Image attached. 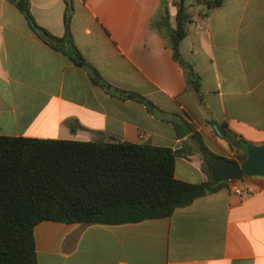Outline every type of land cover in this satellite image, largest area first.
Wrapping results in <instances>:
<instances>
[{"label":"crops","instance_id":"1","mask_svg":"<svg viewBox=\"0 0 264 264\" xmlns=\"http://www.w3.org/2000/svg\"><path fill=\"white\" fill-rule=\"evenodd\" d=\"M163 1L73 0L72 32L85 59L113 87L142 95L156 108L96 84L89 71L53 49L10 0H0V135L150 144L179 150L175 176L205 182L209 153L235 158L215 126L226 124L253 146L264 144V0H225L208 8L185 0L192 23L181 42L201 78L202 100L161 32ZM36 23L65 34V0H30ZM39 264H264V177L244 176L164 218L123 225L44 221L35 228Z\"/></svg>","mask_w":264,"mask_h":264},{"label":"trees","instance_id":"2","mask_svg":"<svg viewBox=\"0 0 264 264\" xmlns=\"http://www.w3.org/2000/svg\"><path fill=\"white\" fill-rule=\"evenodd\" d=\"M27 18L31 29L53 49L89 71L93 81L122 98L156 106L142 95L107 83L77 47L72 32L73 0L66 1L65 34L55 37L40 27L31 14L30 0H10ZM225 0H204L214 8ZM178 8L176 25L170 24L163 1L160 20H152L164 36L174 59L185 71L187 86L202 100L200 76L181 52V42L192 23L185 0ZM180 137L194 134L202 153H209L196 129L188 122H174ZM222 139L243 163L251 144L226 124L218 126ZM179 150L150 144L114 141H73L0 135V264H39L35 228L44 221L82 225H123L171 216L178 208L219 191L228 182L190 183L175 176Z\"/></svg>","mask_w":264,"mask_h":264},{"label":"water","instance_id":"3","mask_svg":"<svg viewBox=\"0 0 264 264\" xmlns=\"http://www.w3.org/2000/svg\"><path fill=\"white\" fill-rule=\"evenodd\" d=\"M201 3V0H196ZM217 132L221 135L217 126ZM248 158L245 162L218 156L213 153L205 155L212 168L213 184L221 182L242 180L244 176L264 177V144L260 146L250 145L247 147Z\"/></svg>","mask_w":264,"mask_h":264}]
</instances>
